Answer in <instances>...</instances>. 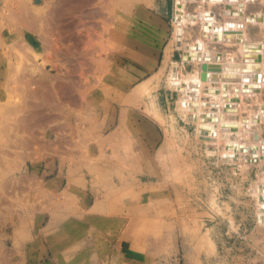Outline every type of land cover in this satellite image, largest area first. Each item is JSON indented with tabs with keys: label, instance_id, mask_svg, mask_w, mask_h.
<instances>
[{
	"label": "rangeland",
	"instance_id": "1",
	"mask_svg": "<svg viewBox=\"0 0 264 264\" xmlns=\"http://www.w3.org/2000/svg\"><path fill=\"white\" fill-rule=\"evenodd\" d=\"M36 1L0 0V191L6 177L46 180L58 170H82L90 205L112 177L117 200L107 203L119 213L93 215L102 224L70 240L64 254L55 251L54 237L42 239L23 262L15 239L23 231L13 228L23 218L16 205L26 199L0 196V264H264L255 189L262 169L224 157L223 139L200 135L179 106L181 93L168 84L172 61L179 77L196 69L182 62L174 42L173 0ZM201 5L209 7L184 1L192 14ZM223 8L211 7L219 24ZM255 11L264 13V4L245 9ZM195 28H186L185 42L196 38ZM247 29L264 45V29ZM207 47L223 58L240 54L239 46ZM259 93L257 100L242 97L230 117L258 111L264 87ZM255 124L264 140V116ZM133 143L135 160L128 161ZM53 159L70 167L45 172ZM134 172L136 181L128 182ZM38 201L40 209L53 204L41 191Z\"/></svg>",
	"mask_w": 264,
	"mask_h": 264
},
{
	"label": "bare ground",
	"instance_id": "2",
	"mask_svg": "<svg viewBox=\"0 0 264 264\" xmlns=\"http://www.w3.org/2000/svg\"><path fill=\"white\" fill-rule=\"evenodd\" d=\"M184 1L173 0L171 20L174 23V42L183 49L182 62L195 63L196 69L193 73L179 77L178 63L172 61L168 84L181 93L179 106L187 119L196 124L200 135L210 141L223 139L224 157L239 158L245 164L249 161L256 162L264 173V140L260 139L258 130H254V124L259 123V119L264 116V102L258 101V111L251 112L247 117H230L236 113L242 97L257 100L264 87V45L253 38L247 29V25L251 24L262 31L264 13L245 12L248 5L256 2L264 4V0H199L209 7L204 8L201 5L194 14L185 10ZM221 3L224 6L223 24L217 23L215 15L211 12L212 6ZM25 16L26 20L32 19L27 14ZM141 17L145 18L144 13ZM195 26L196 38L185 42L186 28L193 30ZM210 43H220L227 47L239 46L240 54L238 57L232 55L223 58L216 49H208ZM202 96L208 97V100ZM211 106L216 107V110H211ZM17 122L20 124L18 120ZM21 124L20 127L23 126ZM232 133L237 135L236 139L230 138ZM249 134L246 142L240 140V137ZM255 189L257 214L260 219H264V175Z\"/></svg>",
	"mask_w": 264,
	"mask_h": 264
},
{
	"label": "crops",
	"instance_id": "3",
	"mask_svg": "<svg viewBox=\"0 0 264 264\" xmlns=\"http://www.w3.org/2000/svg\"><path fill=\"white\" fill-rule=\"evenodd\" d=\"M135 85L136 84H134L132 88ZM134 145L135 143H133L131 149L127 151L128 161L135 160ZM97 163L100 162H95L93 166L97 168L103 166ZM102 163H105L104 165H112V163ZM46 165L49 169L45 172L53 173L56 167H63L68 164L60 161L57 162L56 165L55 159H53L51 162H47ZM73 165L79 167L83 166V164ZM69 167L70 165L67 166V168ZM102 171L105 172V170ZM82 173V170H80L78 174H68L67 169L64 173L58 170L53 175L48 176L46 180H41L40 176L34 173L6 177L2 192L0 191L1 200L3 201L4 198H13L15 196H17L15 198L19 200L26 199L24 205L21 204L19 207L18 204L16 205V208L19 209L16 213L17 216H23L25 219H19V223L17 220L15 227L18 228H13L15 231H23L15 236L23 252V262H29L27 256H32L34 252L37 253L42 239L48 240L54 237L56 240L55 248H59L55 251H57L58 254H64L70 246V240H74L75 242L81 241L85 237V234L87 235L89 229H98L96 225L102 224L104 218L95 217L93 215L104 216L119 213V211H116V206L111 202L110 204L107 203V199L114 198V183L112 177L107 182L103 183L105 187H103V185L100 186L98 195L99 200L93 201V204L90 205L88 201L90 196L87 191L86 177ZM135 179L134 172L132 178L129 179L128 182L134 183L136 181ZM12 183H16L17 185L13 186ZM30 183L31 187H29ZM40 186L42 187L40 188ZM40 191L45 193L46 197L53 202V204L47 205L48 208L46 206V208L40 209L38 204ZM96 197L97 195L95 198ZM41 220L44 222L42 227ZM89 221L90 226L88 224ZM41 235L44 238H42ZM47 247L49 246L47 245Z\"/></svg>",
	"mask_w": 264,
	"mask_h": 264
},
{
	"label": "water",
	"instance_id": "4",
	"mask_svg": "<svg viewBox=\"0 0 264 264\" xmlns=\"http://www.w3.org/2000/svg\"><path fill=\"white\" fill-rule=\"evenodd\" d=\"M37 1H38V0H37ZM37 1H36V2H37Z\"/></svg>",
	"mask_w": 264,
	"mask_h": 264
}]
</instances>
